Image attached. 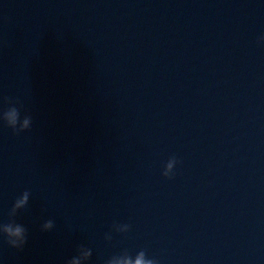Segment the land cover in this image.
<instances>
[{"label":"water","instance_id":"1","mask_svg":"<svg viewBox=\"0 0 264 264\" xmlns=\"http://www.w3.org/2000/svg\"><path fill=\"white\" fill-rule=\"evenodd\" d=\"M261 37L264 0H0V264H264Z\"/></svg>","mask_w":264,"mask_h":264},{"label":"clouds","instance_id":"2","mask_svg":"<svg viewBox=\"0 0 264 264\" xmlns=\"http://www.w3.org/2000/svg\"><path fill=\"white\" fill-rule=\"evenodd\" d=\"M260 40H261V41H264V37H261ZM16 115H17V114H16L15 112H12V113L10 114V118H11V123H12V124H15V122H16ZM23 128H25V129H28V128H29V120H28V119H25V120H24ZM14 133L19 134L20 132L17 131V132H14ZM169 166H170V165H169ZM170 178H171V177H170ZM26 198H27V197H25V199H26ZM20 203L22 204L23 201H21ZM18 206H19V205H18ZM51 226H52L51 221H49L48 223H46V224L44 225L45 228H50ZM7 231H8V233H9L10 235L20 237L21 234H22V232H23V229L20 228V227H16L14 230H13L12 228H8ZM9 243H10L11 246H13V247H19V246L16 244L15 241H10ZM21 243H24V241H21ZM72 264H78V261L73 260V261H72ZM124 264H131V262H130V261H125ZM135 264H152V262H151V261H146V260L144 259V254L141 253L140 256L135 260Z\"/></svg>","mask_w":264,"mask_h":264}]
</instances>
